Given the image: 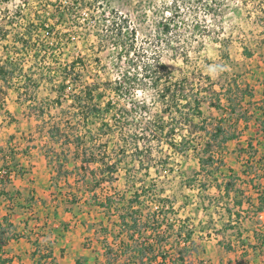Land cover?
I'll return each mask as SVG.
<instances>
[{
  "label": "rangeland",
  "instance_id": "obj_1",
  "mask_svg": "<svg viewBox=\"0 0 264 264\" xmlns=\"http://www.w3.org/2000/svg\"><path fill=\"white\" fill-rule=\"evenodd\" d=\"M23 1L25 0H0V27L3 28L2 35L6 37L0 41V56L9 54L13 61L19 64V70L10 87L5 82H0V123L8 120V124H12V132H7L6 142L0 145V166L6 163L16 174L19 166L15 159L12 160V156L25 149L33 151L34 148H39L36 153L42 151L44 155L48 148H55L60 152L68 149L67 147L74 149L75 139H71L68 145L65 144L63 135L59 142L48 136L56 125L72 137L79 130L85 138V143L80 147L82 154L87 153L83 155L85 159L93 156L94 152L100 154L102 160H120L122 163L114 183L107 180L98 188L99 201H104L106 196L113 192L124 193L129 198L133 191L142 185L151 187L156 182L155 188H163L164 194L170 195L176 203L180 211L179 218L189 217L197 221L200 209L210 207L217 189L213 184L209 186L204 174H199L201 167L195 153H202L208 138L201 129L189 135L188 131L194 127L183 125L182 133H187L191 136L189 140L193 141L189 146L191 149L186 153L178 152L166 142L157 140H152L153 151L148 155V146L144 147L139 155H136L131 147L123 151L115 145L120 131L114 135V130H109L108 142L91 138L97 131L98 124L94 122L97 120L96 116L90 115L86 124L79 122L82 118L76 120L73 113L78 110L79 105L71 104V100L64 97L61 98V103H58L59 98L55 91L58 82L49 83L47 73L58 71L63 64L79 58V66L82 67L79 75L82 76H77L76 84L71 86L73 89L80 91L95 79H116L121 69L128 66V60L117 58L115 45L105 36V32L119 14L136 28V47L145 50L142 59L150 58L167 63L171 71L170 77L174 81L184 79L188 90L191 87H195L196 91L200 89L201 95L206 97L203 104L206 127L214 129L217 124H221L229 131H235L237 117L250 116L257 105L249 102L250 98L246 96L244 101L240 98L242 104H238L235 113L231 114L226 106L224 110L216 109L209 102L217 98L211 90V84L217 90L226 89L232 84V94L235 98H238L237 84L253 91L255 96L261 94L264 82V0H49L48 10L40 14H49V22L54 23L56 27L50 34L45 29L37 31L38 43L27 47L22 42H17V39L22 37L28 24L36 21L35 16L41 10L37 4L40 0H28L29 3L25 6L20 5ZM55 6L62 10H56ZM21 7L22 13L18 14L17 10ZM61 14L64 17L61 18ZM174 16L179 24L173 22L170 31H165L164 21H172ZM12 22L17 23V28L10 26ZM244 46H248L253 52L251 57L246 56ZM37 52H40L39 57H43L38 64L34 62ZM30 76L32 81H29ZM36 83H39L38 87ZM18 87H29V90L20 92ZM70 92L69 90L68 93ZM103 96L100 100L102 104L112 100L117 109L130 108L133 104L141 103L153 113L162 112L160 100L154 97V92L150 89L125 92L121 96L107 90ZM221 98L223 105H227L225 96ZM31 103L34 106H30ZM248 107L252 108L249 112L245 110ZM44 108L45 113L41 111ZM136 109L143 111L145 107ZM105 117L113 119L114 116L109 113ZM200 121L201 119L196 118V123ZM177 138L181 139L180 134ZM233 145L231 144L232 148ZM194 147L197 150H194ZM232 148L224 151L222 173L228 169L229 163L237 167ZM69 155L70 160L62 170L58 162L54 158L51 161V157L47 155L42 166L32 164L31 161L22 165V172L28 173L24 179L27 182V191L23 192L24 198L29 202L20 201L23 205L26 203L29 210L19 216L33 221L41 219L45 223L44 232L38 236L40 241L36 240L43 249L55 235L59 234L64 239V236L68 237L66 246L71 245L73 249L63 248L62 255L58 254L56 262L60 263V258L64 255H67L66 264H70V259H76L78 255H81L78 260L84 262L83 248H87L92 255L91 264L94 263L95 254L99 258L95 264H105L108 256L102 237L108 238L109 242V230L104 231L109 228V213L98 206L97 202H92L90 187L93 176L85 169L87 162L82 163V156L74 159L72 152ZM164 155L170 156L168 165L163 161ZM141 163L144 166L140 168ZM148 163L151 166L149 174L146 167ZM135 165L139 167L138 172L133 170L134 176L127 179L125 167L129 169ZM16 178L17 175L10 179ZM219 178L222 180V175H219ZM5 180L10 181L8 178ZM188 182L194 185L189 187ZM150 191L146 203L151 206ZM5 198L9 199V196ZM5 198L0 197V204H10L6 213L11 218V214L20 211L22 205L15 199L14 194L12 200ZM14 207L17 208L16 212H13ZM182 207L185 209L182 210ZM210 208V211L215 210L213 206ZM75 221L87 225L83 227L81 224L78 227ZM201 225L206 226L208 223ZM199 227L196 238L199 235ZM209 227L213 228L212 224L207 228ZM27 231L25 230L24 234H21L22 230L18 233L26 238L32 235L35 237L33 229ZM217 231L213 229L210 233ZM226 238L225 234L223 239L227 240ZM219 245L217 241L207 242L201 237L197 238L188 259L189 264H236L235 260L239 258L243 259L245 264H260L258 260L261 258L256 259L255 255L248 254L246 258H242L239 250L230 251ZM4 249L8 255L9 250L5 247Z\"/></svg>",
  "mask_w": 264,
  "mask_h": 264
},
{
  "label": "trees",
  "instance_id": "obj_2",
  "mask_svg": "<svg viewBox=\"0 0 264 264\" xmlns=\"http://www.w3.org/2000/svg\"><path fill=\"white\" fill-rule=\"evenodd\" d=\"M5 1L7 2L8 0ZM48 1H37L41 11H38L35 16L36 21L25 27L26 31L22 37L17 39V42H22L26 47L31 44H37V35H39L37 31L45 29L48 34L53 31L56 25L49 22L50 15L43 13L42 16L40 14V12L48 10L50 4ZM28 3L29 1L25 0L20 5L25 6ZM55 8L59 11L62 10L58 6H55ZM17 11L19 12L18 14H21L22 7ZM60 17L62 18L64 15L61 14ZM171 20L164 21L163 23V27L167 32L170 31L173 22H175L174 24H179L175 16ZM10 26L17 28L18 25L12 22ZM2 30L3 28L0 27V41L6 38L2 35ZM106 31L105 36H108L109 40H112L115 45L117 58L127 59L128 66L123 70L121 69L116 79L108 78L104 81L102 79H95L93 83L81 88L80 91L74 88L75 92L71 86L76 84L77 76L79 78L82 76L79 75L82 69L79 66V58L63 64L58 71H49L47 73L50 80L49 83L54 84L56 81L58 82L55 89L59 98L57 102L61 103V98L64 97L66 100L70 99L71 104L79 105L78 110L74 111L73 115L76 116V120L82 118L79 122H83L84 124L89 122L88 118L90 115L96 116L97 120L95 119L94 122L98 126L97 131L91 137L92 139L96 138L99 141L108 142L109 130H114V135L120 131L115 145L123 151L127 147H131L136 155L142 154V150L146 146L149 147V150L146 151L147 155L148 153L151 154L153 151L152 140H157L158 142L164 141L170 147L178 150V152L186 153L191 149L189 146L193 142L191 139L189 140L191 137L189 135L197 132V129H201L208 138L202 153H195L201 167L199 174H204V178L209 183V186L213 184L219 190V194L213 196L212 203L215 202L217 206L225 207L226 212L232 219L228 224V228L238 229L240 218L243 216L242 211H253L256 214L264 212V100L261 105L254 107L253 112L250 114V116L255 117L256 125L259 131L263 133V138H258L257 140V145L262 148V152L258 154L259 151L253 142L254 139H250L248 145L242 147L239 151L240 157L242 154H245L242 175L237 174L232 167H229V173L224 174L221 169L223 167V154L227 149L226 142L237 138L238 134L235 131L231 132L227 130L221 124H217L214 129L206 127L203 116V104L206 102V97L201 95L200 89L196 91L195 87H191L188 90L184 82L186 80L174 81L170 77L171 71L167 63L150 58L142 59L145 50L141 49V47H136L137 30L130 25L128 19L122 18L117 14L109 25V30ZM244 52L248 57L253 55L248 46H244ZM39 56L40 52L34 55V62L37 64L43 58ZM227 58L230 59L229 55H227ZM18 70L19 64L13 61V58L9 54L0 56V82L3 81L10 87ZM20 70L22 69L20 68ZM28 78L29 81L33 80L31 76ZM211 85V90L216 94L217 98L214 101L209 100V102L216 109L224 110L226 106L232 114L236 112L238 104H242L240 98L244 101L245 97L249 96V102H253L254 93L248 88L244 89L237 84L238 93L236 95H238V98H235L232 94L234 90L232 84L222 90H217L213 84ZM38 86L39 83H36V87ZM148 89L152 90L155 95L154 97L160 100L162 112L153 113L149 107H146L145 104L142 106L141 103L133 104V107L130 108L118 107L117 109L116 104L114 105L112 100H107L105 104L100 102L107 90H111L121 96L125 92L146 91ZM18 90L20 92H28L29 87L22 89L18 87ZM69 90L71 91L70 93H68ZM188 91L190 93H187ZM222 96H225L227 105H223ZM249 105L252 104L249 103ZM30 106L34 105L31 103ZM143 107H145L143 111L136 109L139 108L141 110ZM251 109V107L250 109L249 107L245 108L247 112L251 111ZM41 111L45 113V108ZM138 112L139 114H137ZM109 113L113 114V119L105 117ZM240 116L241 118H249L246 115ZM196 118L201 119V121L196 123ZM184 124L194 127V129L188 131L189 135L182 133ZM52 128L48 137L54 141L59 142L62 135L64 136L65 144L69 145L71 139L76 140V147L74 149L67 147L68 149H64L65 151L61 152L56 151L55 148H48L46 150L47 157H51V161L54 158L58 162L60 170L70 160V152L73 153L74 159L87 155V153L84 152L82 154V151H80L81 145L85 143L82 131H76L72 137L68 132H63L62 128L58 125ZM178 134H180L181 139L177 138ZM194 150H197V148L194 147ZM100 156V154L97 155L93 152V156L86 159L83 157L82 163L87 162L85 169L93 176L90 187L92 202L94 204L97 202L98 206L103 208L106 213H109V228L104 229L105 232L109 230V242L108 238L102 237L105 252L108 256L105 264H189L188 259L195 245V228L191 219L189 217L179 218L180 211L175 207L174 200L170 195L164 194L163 188H155L157 186L156 182L151 187L142 185L133 191V194L129 198L124 193L113 192V194H108L104 201H99L100 197L97 196L98 188L107 180L113 184L116 180L115 175L122 168L120 160L112 161L109 159L105 161L104 159H100ZM163 161L168 165L170 156L164 155ZM16 164L19 166V171L16 175L17 177L22 176L23 167L19 162H16ZM3 166L11 170L10 166L6 165V163ZM142 166L144 165L141 163L139 167L141 168ZM139 167L137 165L129 169L125 167L127 179L134 176L138 172ZM146 167L149 174L150 164L148 163ZM133 170L135 173H132ZM219 175H223L222 180L219 178ZM1 178L12 180L9 177L0 176L1 183H5L6 181ZM187 185L191 187L194 184L188 182ZM244 186H252L255 189L259 200L257 204L252 196L246 195ZM149 190H151V206L146 203L148 202L146 198L149 196L147 195ZM1 192L6 197H13V194L7 193L4 189ZM16 194V197L22 195L19 190ZM73 202L75 203V201ZM244 204H248L247 210H244ZM238 232L241 233V231ZM19 236L21 235L16 230L15 224L11 221L10 215H4L0 222V264H13V258L6 255L4 246L11 237ZM239 237L241 240L239 242L240 246L244 250L243 256L248 255L249 248L257 250L264 247L263 230L257 231L255 234V243H252L247 238L241 239L242 236ZM29 240L35 246L33 255L38 256L36 264H52L54 260L53 241L49 239L46 247L43 249L42 245L36 243V240L34 241L30 237ZM223 245L226 249H234L232 242H226ZM237 264H242V261L238 260Z\"/></svg>",
  "mask_w": 264,
  "mask_h": 264
},
{
  "label": "crops",
  "instance_id": "obj_3",
  "mask_svg": "<svg viewBox=\"0 0 264 264\" xmlns=\"http://www.w3.org/2000/svg\"><path fill=\"white\" fill-rule=\"evenodd\" d=\"M262 85H263V90H262L261 94L256 95V96L254 94V98H253V102H254L253 104L254 105H261L263 103V100H264V82H262ZM256 97H257V99H256ZM5 121H7V122L0 123V145H4V143L6 142V139L8 136L7 132H9V133L12 132L11 131L12 130V124H8V120H5ZM235 128H237L235 131L238 134V137L233 139V140H229L226 142V145H227L226 150H229V149L231 150V148H232L231 144H234L233 148H232L234 150H232V153L235 154L234 156H235V161L237 160L236 161L237 167L234 164L229 163L228 169H226L224 174L229 173V167H232L235 169V172L237 174L242 175V170L244 167L243 166V163H244L243 158L245 157L244 156L245 154H242L240 157L239 151L242 147H246L248 145V142L250 141V139L253 138L254 139L253 142L259 151L258 154L261 153L262 148L257 145V140H258V138H260V139L263 138V133L261 131H259V129L256 125V120H255L254 116H249L248 119L237 117L236 122H235ZM232 131H234V130H232ZM38 149L39 148H34L33 151L29 150L31 153L28 151V149H25V151H22L18 154L13 155L12 160L15 159V161L19 162L21 164V166L23 164H26L25 162H27V161L28 162L31 161L32 164L33 163L41 164V166H42V162L45 161L46 155H44V153L42 151L41 152L37 151V153H36V150H38ZM7 156L11 157V155H7ZM41 166H39V167H41ZM30 174H31V172H30ZM27 176H28V173L25 172L22 174V176H19L16 179H12V181L5 182V183L0 182V197H2V198L6 197V196L4 197L3 192H1L3 189L5 191H7V193H10L11 195L14 194L15 199H17L18 203L22 205V208L20 211L16 212L17 208L14 207L13 212H16V213L11 214V221L15 224L17 231L22 230L21 234H24L25 230L26 231L27 230L32 231V229H33L35 237H33V235H32L30 238L32 240L40 241V239H39L40 237L38 238V236H40L41 232H44L43 225L45 223L41 219L33 221V220L23 219V217L19 216V214L26 213L27 210H29V207H27V204L25 203L23 205V203H21V201H20V200H25L26 202H29L28 199L24 198L25 193L23 192L25 190L27 191V188L25 187L27 182L24 180L27 178ZM212 188H214V186H212ZM244 189L246 190V192H245L246 195L252 196L253 200L257 204L259 202V200H258V194L255 191V189L252 186H248V187L244 186ZM18 190L22 193V195L16 197V195H17L16 193ZM214 194L218 195L219 190L216 189ZM5 199L6 200H12V196H11V199L10 198L9 199L5 198ZM214 203L215 202H213L210 205V207L213 206L215 208L214 211H210V210H212L210 207H208V208L202 207L198 213L199 219L197 221L194 219H191V221H193L192 224L195 228L194 240L196 241L197 238L201 237V238H203L204 241L207 240V242L217 241L220 244L219 246L222 245V247H224V248H225V246L223 245V243H226V241L232 242L234 245V249L230 250V251H235V252L240 251L239 254L243 253L244 250H243V247L240 246L239 242L241 240H240L239 236H242L241 239L247 238L252 243H255L256 242L255 234L257 233V231H260V230L264 231V212H260L259 214H256L253 211H250V212L249 211H247V212L242 211L244 217L242 216L240 218V223H239L240 225H239L238 229H232V228H228V224L232 221V219L230 218L229 214L226 212L225 207L217 206L216 204L213 205ZM7 206H10V204L7 202H3L2 204H0V222L2 221L3 216L5 214H7L6 213L7 212V209H6ZM175 207H176V203H175ZM247 207H248V204H244V206H243L244 210ZM181 209L183 210L185 208L182 207ZM9 210L12 211V209H9ZM74 223L78 227H80L81 224L83 225V227L87 225L84 222L80 223V222L75 221ZM206 223H208V225H206V226L201 225V224H206ZM210 223L212 224L213 228H210V227L207 228L209 225H211ZM55 226L57 227L58 224H55ZM199 226H201V228ZM197 227H199L200 231H199V235H197V238H196ZM213 229H214V231L218 230L217 233H215V232L210 233L211 231H213ZM238 231H241V233ZM228 232H231V233H229L230 235L228 234ZM225 234L227 235V238H226L227 240L223 239ZM64 237L66 239V243H64L65 239L62 238L59 234H58V236L55 235L51 239L53 241V244H54V247H53L54 260H53L52 264H66L67 255L66 256L64 255L62 257V259L60 258V260H61L60 263L56 262L57 256L62 255L63 248L73 249V248H71V245H69V247L66 246L68 244L67 242L69 239H67L68 238L67 236H64ZM80 244L83 245V243H80ZM4 247L7 248V251L9 250L8 255L14 258L13 263H16V264H19V263L36 264V259L38 256L33 255L34 247H33L31 240H29V238H26L22 235L19 237H11ZM83 249H84V251H83L84 253H82V255H84V257H83L84 262H80L78 260L79 258H81L80 257L81 255H78L76 257V259H70V264H79V263L91 264V261H92L91 256L92 255H90L89 249H87V248H83ZM226 250H229V249H226ZM65 251H66V249H65ZM208 251H210V250H208ZM248 252H249L248 253L249 255L250 254L255 255L256 259L261 258V260H258V261H260V264H264V247L258 248L257 250H254L253 248H249ZM247 256H243V254H242V258H246ZM98 259L99 258L96 257V254H95L93 264H95ZM239 260L242 261V264H245L243 259L239 258ZM237 261L238 260H235L236 264H237Z\"/></svg>",
  "mask_w": 264,
  "mask_h": 264
},
{
  "label": "built area",
  "instance_id": "obj_4",
  "mask_svg": "<svg viewBox=\"0 0 264 264\" xmlns=\"http://www.w3.org/2000/svg\"><path fill=\"white\" fill-rule=\"evenodd\" d=\"M15 172L12 170H9L5 166L1 165L0 166V176L1 177H9V178H14L15 177Z\"/></svg>",
  "mask_w": 264,
  "mask_h": 264
}]
</instances>
